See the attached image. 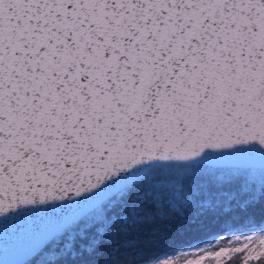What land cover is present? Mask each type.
Instances as JSON below:
<instances>
[{"label":"snow or ice","instance_id":"6c2138e0","mask_svg":"<svg viewBox=\"0 0 264 264\" xmlns=\"http://www.w3.org/2000/svg\"><path fill=\"white\" fill-rule=\"evenodd\" d=\"M257 199L264 0H0V239L30 220L26 264H264L251 217L144 238Z\"/></svg>","mask_w":264,"mask_h":264},{"label":"trees","instance_id":"16d2710c","mask_svg":"<svg viewBox=\"0 0 264 264\" xmlns=\"http://www.w3.org/2000/svg\"><path fill=\"white\" fill-rule=\"evenodd\" d=\"M244 199H246V197H244ZM232 207L234 211L231 212L228 217L220 216L217 218L213 215H206L201 217L196 224L185 223L180 226V222H176L172 224L170 229L166 224H160L156 226L158 227V234L154 238L151 237L152 227H146L144 238L154 239V243L150 246L148 251L159 252L160 255L173 254V248L169 245L175 246L184 244L188 241L204 237L209 232H218L222 229L224 220L226 219L234 218L239 221L251 217L257 222L264 221V199H257L256 202L249 204L245 211H241L235 203ZM161 236L164 238L161 239ZM67 242V237H65L60 241V246L62 247L63 244ZM77 243H83V241H77ZM175 250L177 251L178 249Z\"/></svg>","mask_w":264,"mask_h":264},{"label":"water","instance_id":"95a60500","mask_svg":"<svg viewBox=\"0 0 264 264\" xmlns=\"http://www.w3.org/2000/svg\"><path fill=\"white\" fill-rule=\"evenodd\" d=\"M39 243L30 220L18 218L9 222L0 239V264H25Z\"/></svg>","mask_w":264,"mask_h":264},{"label":"rangeland","instance_id":"374dc122","mask_svg":"<svg viewBox=\"0 0 264 264\" xmlns=\"http://www.w3.org/2000/svg\"><path fill=\"white\" fill-rule=\"evenodd\" d=\"M180 249H178L177 251H179ZM174 254V253H173ZM165 254L161 255V256H164ZM166 255H172V254H166Z\"/></svg>","mask_w":264,"mask_h":264}]
</instances>
